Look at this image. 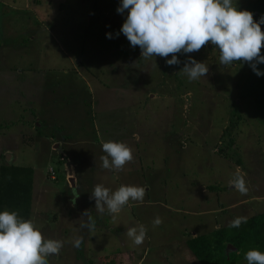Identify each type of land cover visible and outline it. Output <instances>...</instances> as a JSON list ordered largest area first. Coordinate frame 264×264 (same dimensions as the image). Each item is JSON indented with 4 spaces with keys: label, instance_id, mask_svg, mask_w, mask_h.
<instances>
[{
    "label": "rangeland",
    "instance_id": "obj_1",
    "mask_svg": "<svg viewBox=\"0 0 264 264\" xmlns=\"http://www.w3.org/2000/svg\"><path fill=\"white\" fill-rule=\"evenodd\" d=\"M261 2L232 0L253 16L264 15ZM120 4L0 0V159L7 152V160L13 155L18 165L35 169L32 222L44 239L64 242L48 264H248L245 254L264 253L259 248L264 240H249L246 253L229 250V244L213 246L207 263L194 256L187 242L201 235L211 238L236 217L249 220L264 213V76L246 62L219 65V50L210 42L198 52L176 54L179 65H167L171 54L144 59L139 46L133 48L120 32L127 16V10L117 12ZM189 57L209 68L191 82L178 74ZM258 68L264 71V64ZM75 101L83 110L75 124L86 128L85 136L72 142L69 151L66 145L51 149L50 138L43 136L48 123L56 121L50 133L62 135L65 128L58 120L65 121L64 105ZM91 102L98 104L101 120L93 118ZM42 115L48 123L42 121L43 142L38 143L24 128L31 129L29 124ZM76 136L72 130L70 138ZM107 141L131 148L133 159L122 170L102 168V143ZM72 151L75 188L68 186L62 161ZM237 172L245 179L247 194L230 184ZM97 184L112 192L121 185L140 186L145 196L142 202L130 200L118 214L106 210L101 215L90 199ZM85 210H91L94 231L81 228ZM7 211L27 221L20 207ZM157 216L162 223L153 227ZM140 224L146 237L136 246L126 231ZM81 236V246L74 247Z\"/></svg>",
    "mask_w": 264,
    "mask_h": 264
},
{
    "label": "clouds",
    "instance_id": "obj_2",
    "mask_svg": "<svg viewBox=\"0 0 264 264\" xmlns=\"http://www.w3.org/2000/svg\"><path fill=\"white\" fill-rule=\"evenodd\" d=\"M125 10L127 16L120 32L133 48L139 46L144 59L167 58L171 54L167 65H179L181 61L176 54L198 52L210 42L219 50V65L228 67L235 61L246 62L257 76H264V71L258 68L264 64V55H261L264 16L257 22L252 12L238 10L232 0H121L117 12L123 14ZM108 38H112L111 33ZM208 71L206 63L189 57L178 74L186 75L191 82ZM102 151L105 153L100 157L103 169L119 171L133 159L131 148L123 142H103ZM52 180H57L56 173ZM230 184L242 195L247 194L245 179L239 172L233 175ZM68 185L73 187L71 182ZM144 196V187L121 185L112 192L97 184L90 199L95 200L96 212L103 215L106 210L109 214H118L130 200L142 202ZM72 203L75 205V200ZM90 213L91 210L82 213L81 228L91 232L95 221ZM246 222V217H236L229 227L239 228ZM152 223L156 227L162 220L157 216ZM126 235L139 246L145 240L146 228L143 224L128 228ZM82 242V236L75 238L73 246L79 248ZM63 243L45 240L33 222L18 218L17 212H0V264H48L47 258L58 256ZM245 258L248 264H264V253L258 250L248 251Z\"/></svg>",
    "mask_w": 264,
    "mask_h": 264
},
{
    "label": "trees",
    "instance_id": "obj_3",
    "mask_svg": "<svg viewBox=\"0 0 264 264\" xmlns=\"http://www.w3.org/2000/svg\"><path fill=\"white\" fill-rule=\"evenodd\" d=\"M264 4V0H261ZM259 4L255 6V13ZM264 10V8H263ZM254 14V20L259 21L261 18ZM264 28V24L261 25ZM224 152V151H223ZM33 172L29 169H23L15 166H3L0 177V212L20 207L23 215L27 220H32L31 213L33 206ZM212 190L215 188L212 187ZM31 218V219H30ZM57 219V216H54ZM58 221V220H57ZM49 230V228H46ZM254 239V241H252ZM47 240V239H45ZM53 240H56L53 238ZM251 243H257V240H264V213L254 216L242 223L239 228L223 227L216 229L211 238L207 236H197L188 240L187 244L194 256L202 263H207V258L212 254L213 246L220 249L224 244H232L238 251L247 252ZM60 241H62L60 239ZM264 251V246L260 247ZM74 252V248L72 249ZM75 255V252H74Z\"/></svg>",
    "mask_w": 264,
    "mask_h": 264
},
{
    "label": "crops",
    "instance_id": "obj_4",
    "mask_svg": "<svg viewBox=\"0 0 264 264\" xmlns=\"http://www.w3.org/2000/svg\"><path fill=\"white\" fill-rule=\"evenodd\" d=\"M18 74H22V73L19 72ZM47 93L49 94L47 96V97H49V100H52L53 101V99H54L53 95L49 91H47ZM66 95L67 94H64V96H66ZM70 97H72V95ZM60 99L64 100L62 94H61ZM62 103L65 104V102H62ZM69 103H67V105H64L65 106V110H64L63 115H62V116H66V119H65L64 122H59L58 117L57 116L54 117L55 119L58 120V125L60 127L65 128V129L61 130L62 135H60V133L57 134V135H54V134L50 133V129L51 130H54V125H55L56 121H53V122H49L48 123L47 122L48 117H46L44 115H42V117H40L38 119H34V121L31 124H29L31 126V129H27L25 127L24 130L28 131L27 132L28 134H35V137L36 138L38 137V139H37V141H39L38 143L43 142V138L42 137L45 136L46 138H50L51 149L52 148L53 149H55V148L59 149L63 145H66V149L69 151L73 147V143L72 142H74L76 140H79L81 137H84L85 136V132H86V128L85 127H78L75 124V116L78 115V114H81L83 112V110L81 109L80 104L78 102H76V101L73 103V105H68ZM101 105L106 106V103H102ZM90 106L91 107L95 106V108H96V112H95V115H94L93 118L96 119V120H98V119L101 120V118L98 117V114H97L98 104H95V102L93 104V102H91L90 103ZM92 110H93V108L91 109V111ZM84 113H85V116L86 117L88 116V119H89L90 117L88 115V108H87L86 112H84ZM59 114H60V111H59ZM90 115L92 116V112H90ZM42 121L45 122V123L46 122L48 123V130H49V132H47L43 136H42V130H40V128L41 129L43 128V125L41 124ZM37 122L40 123L41 125L38 126ZM2 123H5V122H1V124ZM72 130H76L77 131V136L74 137L73 139L70 138V134H71V131ZM132 137L136 138V140H139V136L138 135H132ZM80 140H82V139H80ZM6 153L7 152H4L3 155L1 154L2 157L0 159V177H1V169H2L3 166L7 167V166H12L13 165L15 167H19V168L31 170L33 172V174H34V176H33L34 187L37 186V184H38V181H37L38 180V176L35 175V169H34V167L32 165H18L16 163V158H14L13 155L12 156H9L8 157V160H7V158L5 156ZM73 153H74L73 151H72V153L70 152L71 155H67L65 153L62 156L63 157V160L62 161H64L66 163V171H67L68 177H69L68 178V183L71 182V180L73 179V181L75 183V187H77L76 182L78 181V177H77L76 172H75L76 167L74 166V164L71 161L72 160ZM12 157H13V160H11ZM12 162H15V163H12ZM48 173L50 175V170L48 171ZM75 187H72V186L70 187L69 186V188H75ZM35 198H36V190H33V204H36L35 203L36 202L35 201ZM32 210L35 211L34 207H33ZM32 220H33V216H32ZM71 254H72L73 259H76V255H74V252H72Z\"/></svg>",
    "mask_w": 264,
    "mask_h": 264
},
{
    "label": "water",
    "instance_id": "obj_5",
    "mask_svg": "<svg viewBox=\"0 0 264 264\" xmlns=\"http://www.w3.org/2000/svg\"><path fill=\"white\" fill-rule=\"evenodd\" d=\"M71 183H72L73 187H75V183H74L73 179L71 180ZM231 248L235 249L234 246H232L231 244H229L228 245V249L230 250Z\"/></svg>",
    "mask_w": 264,
    "mask_h": 264
},
{
    "label": "built area",
    "instance_id": "obj_6",
    "mask_svg": "<svg viewBox=\"0 0 264 264\" xmlns=\"http://www.w3.org/2000/svg\"><path fill=\"white\" fill-rule=\"evenodd\" d=\"M52 175L55 176V173L53 171H51ZM54 178V177H53Z\"/></svg>",
    "mask_w": 264,
    "mask_h": 264
}]
</instances>
